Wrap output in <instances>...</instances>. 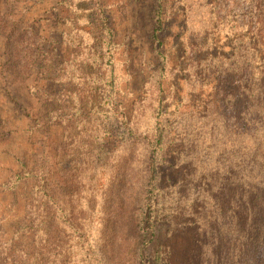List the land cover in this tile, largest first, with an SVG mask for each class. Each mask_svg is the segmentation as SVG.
<instances>
[{"label":"rangeland","instance_id":"1","mask_svg":"<svg viewBox=\"0 0 264 264\" xmlns=\"http://www.w3.org/2000/svg\"><path fill=\"white\" fill-rule=\"evenodd\" d=\"M155 12V0H0V264H264V230L235 214L232 139L256 128L244 96L264 81V0H169L159 31ZM23 167L43 172V198L37 179L14 185ZM37 199L41 260L25 229ZM61 205L86 235L58 258Z\"/></svg>","mask_w":264,"mask_h":264},{"label":"trees","instance_id":"2","mask_svg":"<svg viewBox=\"0 0 264 264\" xmlns=\"http://www.w3.org/2000/svg\"><path fill=\"white\" fill-rule=\"evenodd\" d=\"M169 0H155V26L157 30H162L165 26V17ZM157 34V33H156ZM155 41L158 40V36H154ZM159 59L162 58V53H159ZM164 62V60H163ZM164 64V63H163ZM107 72V71H106ZM107 76V80H111L113 83L116 79V73L114 68H112ZM163 70L159 75V85H161V80L164 77ZM105 75H103L100 79H103ZM244 96V94H243ZM244 101L246 106L257 116L256 118V128L252 134H239L237 136H233L232 139L238 141L236 142L239 145V177L236 181L239 183L238 193H241L237 196L238 201V211L235 213L238 220L243 224L250 223V225H258L260 228L264 230V176H256L255 169L264 164V81L261 80L259 83L255 84L253 88H249L247 95L244 96ZM113 103L112 98L107 99V103ZM218 103V102H217ZM167 113H163L160 110V115L165 116ZM166 130L162 129L158 124L153 129V131L149 134L151 135L150 139L145 140V150H146V161L145 163L147 172L150 177V181L147 182L143 186L141 193L138 195L139 199L143 200L145 203V212L150 214V211L153 207L152 195L155 183L154 173L156 172V160L157 154L162 147L163 140L165 138ZM118 135V134H117ZM126 140L130 139L134 135V141L138 140L139 132L135 128V126H127L126 127ZM139 141V140H138ZM235 141V140H234ZM107 142V141H106ZM137 144V142L135 141ZM143 146V143H138ZM43 172L38 170L37 168L28 169L23 167L21 174H17L14 176V185H18L23 180L28 179H37L39 180L37 185L39 186V194L40 197L43 198L44 188L47 186L45 184V180L43 178ZM37 186V190H38ZM150 190L152 192H150ZM38 192V191H37ZM51 195V194H50ZM45 199H49L50 197L47 194ZM45 199L43 201H45ZM43 201H40V205H42ZM60 202H58L59 204ZM44 211L40 209L37 203H35V208L32 209V216L26 214V219L30 224L25 226L28 233L31 231V235L34 237V254L33 260L37 257L41 260L42 256L48 250L47 244V231L49 227V219L45 220ZM60 220L62 226L59 225L58 230L55 229L54 233V256L58 258H62L63 251H66L68 246H75L76 242L79 243L80 239H82L81 244L85 241L84 236L85 228L83 225L79 223L77 220V216L72 208L68 206L59 207V211L56 216L53 214L52 220ZM62 228H65L62 230ZM88 232V230H86ZM82 237V238H81ZM68 245V246H67ZM72 251V256H76V252L74 249ZM42 255V256H41ZM24 261V256H19V258L6 262L5 264H30V257ZM77 260V259H76Z\"/></svg>","mask_w":264,"mask_h":264}]
</instances>
